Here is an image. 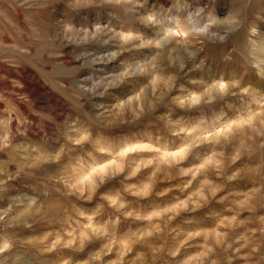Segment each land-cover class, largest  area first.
I'll return each mask as SVG.
<instances>
[{
    "label": "rangeland",
    "instance_id": "1",
    "mask_svg": "<svg viewBox=\"0 0 264 264\" xmlns=\"http://www.w3.org/2000/svg\"><path fill=\"white\" fill-rule=\"evenodd\" d=\"M263 46L264 0H0V264H264Z\"/></svg>",
    "mask_w": 264,
    "mask_h": 264
},
{
    "label": "bare ground",
    "instance_id": "2",
    "mask_svg": "<svg viewBox=\"0 0 264 264\" xmlns=\"http://www.w3.org/2000/svg\"><path fill=\"white\" fill-rule=\"evenodd\" d=\"M180 11H181V7L178 6V5L177 6L175 5V9L174 10H170L167 14H165L163 16V18H162V20L160 22L164 23V28H166V29H168V28L174 29V26L171 25V24H175V25H178V26L180 25V23H179V19H180V15H181ZM262 49L264 50V46L262 47ZM253 56L255 58V64H257V66H260V64L263 63L264 53L262 55L254 54ZM261 72H262V74L264 73V68H262ZM195 100H197V99H195ZM219 117H220V114L216 115L217 119ZM1 143L2 144L5 143V140H3V136L1 137ZM100 149H104V147L101 146ZM94 165L95 164L90 163V169L96 168ZM105 169H106V166L100 167V169L98 170L99 173H100L99 174L100 178H101V174L105 173ZM96 171H97V169H96ZM76 172H77V174H76V179L75 180L76 181H81V182L83 181V184L88 183L89 184V188L91 189L93 187V184H94L93 174L87 175L86 171L82 167H79ZM6 247H7V242L5 240L1 241L0 242V249H5Z\"/></svg>",
    "mask_w": 264,
    "mask_h": 264
}]
</instances>
